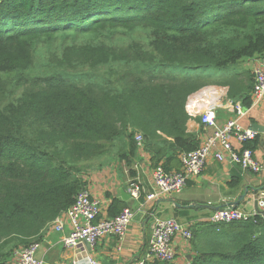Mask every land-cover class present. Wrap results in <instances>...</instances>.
Wrapping results in <instances>:
<instances>
[{"label": "trees", "instance_id": "16d2710c", "mask_svg": "<svg viewBox=\"0 0 264 264\" xmlns=\"http://www.w3.org/2000/svg\"><path fill=\"white\" fill-rule=\"evenodd\" d=\"M135 29L148 37H106ZM71 34L83 40L48 55L61 72L30 77L40 45ZM253 58H264V0H0V264L42 240L92 162L115 146L133 157L136 132L153 167L179 170L199 147L187 128L196 101L221 91L251 106L252 77L236 67ZM103 67L104 82L62 74ZM126 207L114 201L110 218ZM192 233L189 264H264V214Z\"/></svg>", "mask_w": 264, "mask_h": 264}, {"label": "crops", "instance_id": "0c3cea01", "mask_svg": "<svg viewBox=\"0 0 264 264\" xmlns=\"http://www.w3.org/2000/svg\"><path fill=\"white\" fill-rule=\"evenodd\" d=\"M256 60L257 58H253L236 68V72L249 73L252 84ZM243 65L247 66L244 70ZM193 114L194 117L188 122L187 128L188 132L196 137L200 147L205 144L214 129L203 125L199 114ZM231 117L225 101L223 107L217 111L218 124L224 125ZM252 124L264 128V102L253 108L242 121L245 128H251ZM138 134L140 133L136 132L134 138ZM258 135L260 143L256 154L264 165V132ZM151 158L152 154L145 144L138 147L133 157L128 155L127 149H122L121 152L118 150L115 159L111 162L104 161L84 176L87 182L85 188L93 198L101 202L104 217H110L109 210L114 201L124 203L135 210L136 216L126 237H106L95 248L91 247V250H88L85 244L80 248H67L64 239L70 235L73 226L62 214L59 218L63 223L62 227L57 221L52 222L38 243L39 255L44 258L45 264H73L77 259H82V264H89L88 259H93L97 264H138L145 259L148 252L156 219L176 216L192 231L196 225L210 222L218 208L233 206L246 190H249L248 194L239 208L249 214L257 212V208L264 212V201L256 206V200L259 201L261 196H264V190L259 195L254 193V189L264 187V171L260 175L242 172L237 165L219 162L214 158L207 162L203 175L189 181L182 193L148 201L146 198L156 191L153 179L155 167ZM177 166L180 170V166ZM172 171L178 170L174 168ZM233 180H240L239 185L231 187ZM132 182L139 183L142 188L140 201L131 198L129 188ZM122 193L129 194L130 198L123 200ZM251 200L253 203L249 207ZM174 251L176 264H189L191 244L179 236L174 242Z\"/></svg>", "mask_w": 264, "mask_h": 264}, {"label": "built area", "instance_id": "2783aa9c", "mask_svg": "<svg viewBox=\"0 0 264 264\" xmlns=\"http://www.w3.org/2000/svg\"><path fill=\"white\" fill-rule=\"evenodd\" d=\"M253 75L252 104L248 108L244 107L241 101L228 99L227 95L221 91L208 92L193 104L192 112L199 114L202 124L213 128L214 132L204 145L194 151L180 154V170L168 172L162 165L155 167L153 179L156 191L146 200L153 201L163 196L182 193L189 181L203 175L207 162L211 158L237 165L242 172L254 175H260L264 171V165L257 158L256 151L246 147V144L256 139L258 133L242 125L243 119L249 112L264 102V58H257ZM225 101L232 117L224 125H219L217 111L223 107ZM135 140L138 147L143 146V134H138ZM129 192L132 199L136 201L142 199V188L139 183L132 182ZM261 201H264V196H261L259 202ZM254 214L257 212L249 214L240 208L230 206L216 211L210 223L220 225L246 221ZM63 216L73 226L70 235L64 239V245L67 248H80L87 241L92 248H95L102 239L109 236L124 239L135 219L136 212L133 208L126 207L114 218L104 217L101 202L93 198L84 188ZM59 218L55 221L62 227L63 223ZM179 236L189 244L193 239L191 229L178 219L174 217L156 219L148 252L145 259L138 264L174 262L176 259L174 242ZM88 261L89 264H97L93 259H88ZM14 263L45 264L44 258L39 255V244L34 243L17 250L14 254ZM73 264H82V259L75 260Z\"/></svg>", "mask_w": 264, "mask_h": 264}, {"label": "rangeland", "instance_id": "374dc122", "mask_svg": "<svg viewBox=\"0 0 264 264\" xmlns=\"http://www.w3.org/2000/svg\"><path fill=\"white\" fill-rule=\"evenodd\" d=\"M116 32L121 33L122 31L118 30ZM147 33H148V31H145L143 29H135L133 32L121 33V34H117L115 36H113L112 34H107L106 37H107L108 41H110L114 44H120L123 42L130 41L133 38L146 39V36L148 37ZM82 40H83V38H76V36L74 34L60 35L56 38L55 41L40 45L39 49L36 52L37 56H36L35 64L28 71L29 76L30 77H46V76L55 75L56 73L61 72V70H58L55 66H51L50 63L48 62L47 59H48L49 53L54 52L55 50H60V49H62L63 46H67L68 44L74 43L75 41L80 42ZM239 66H237V67H239ZM120 68L121 67H116L114 69L117 70ZM245 68H247V66L243 65L242 69L244 70ZM233 69H235V68H233ZM110 71H111L110 67H103V68H98V69L91 70V71H81V72H76V73L69 72V74L62 72V74L67 75V76H71V77H75L78 74V75H81V77L85 80H90L88 78V76L89 77L92 76L93 77L92 79H94V80L99 79L101 82H104V81H108L110 79V76H109ZM182 72H184V71H182ZM184 73H186V72H184ZM179 75L182 76V74H179ZM183 75H185V74H183ZM15 78H16V76L11 77V79H15ZM118 150H119V147L115 146L108 156L92 162L88 166L89 167L88 170L95 168L97 165L103 163L104 161L111 162L113 159H115V157H117ZM88 170L86 171V173L88 172ZM252 203H253V201L251 200L249 207H251ZM170 217H174V218L178 219V217H176V216H170ZM178 220L181 222L180 219H178ZM35 243H37V242H35ZM8 252L11 253L10 251H8Z\"/></svg>", "mask_w": 264, "mask_h": 264}, {"label": "water", "instance_id": "95a60500", "mask_svg": "<svg viewBox=\"0 0 264 264\" xmlns=\"http://www.w3.org/2000/svg\"><path fill=\"white\" fill-rule=\"evenodd\" d=\"M251 129H253V130L256 131L257 133H263V132H264V128H263L262 126L258 125V124H252ZM263 190H264V187H263V188H257V189H254V193L257 194V195H259V193H261ZM248 191H249V190H246L245 194L242 195V196L238 199V201H236V202L233 204V207H234V208H239V207H240L242 201H243V200L245 199V197L247 196ZM125 195H126V197H125ZM122 196H123V200H127V199L130 198L129 194L127 195V194H123V193H122ZM127 197H128V198H127ZM258 205H259V201L256 200V206H258ZM202 207H203V206H202ZM219 209H220V208H218L217 210H219ZM257 213L264 214V212H261L260 210H258V208H257ZM84 244H85V246L88 248V250H91V246L89 245V243H88L87 241H85Z\"/></svg>", "mask_w": 264, "mask_h": 264}]
</instances>
